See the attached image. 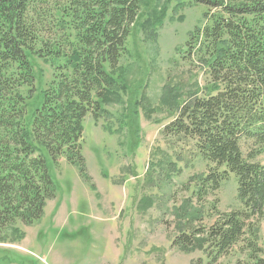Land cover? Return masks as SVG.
Here are the masks:
<instances>
[{
    "label": "trees",
    "instance_id": "1",
    "mask_svg": "<svg viewBox=\"0 0 264 264\" xmlns=\"http://www.w3.org/2000/svg\"><path fill=\"white\" fill-rule=\"evenodd\" d=\"M142 1L0 0L2 224L7 215L26 224L43 217L46 200L57 192L47 156L55 165L64 156L88 179L84 120L89 113L98 118L118 88L114 71ZM195 1L206 7L208 21L193 31L189 52L207 66L208 77L203 84L165 90L164 103L177 112L163 133L194 141L198 153L216 164L198 181L200 199L233 173L242 207L218 212L207 229H183L175 245L187 251L208 245L214 248L209 263H216L248 235L250 264H264L256 244L264 218V0ZM48 17L58 19L57 31L71 30L74 41L43 38ZM44 54L67 60V66L26 125L27 97L20 87L34 91L36 59Z\"/></svg>",
    "mask_w": 264,
    "mask_h": 264
},
{
    "label": "rangeland",
    "instance_id": "2",
    "mask_svg": "<svg viewBox=\"0 0 264 264\" xmlns=\"http://www.w3.org/2000/svg\"><path fill=\"white\" fill-rule=\"evenodd\" d=\"M206 11L195 0L142 1L127 52L114 71L118 88L102 104L98 118L89 113L84 120L88 179L64 156L58 165L47 156L56 196L46 200L43 217L32 224L11 222L13 215L2 224L0 216V264L255 262L248 235L216 263H209L214 248L208 245L205 251L175 245L183 229H207L218 212L242 207L233 173L219 190L200 199L198 181L216 171V164L198 153L194 141L163 133L177 112L164 103L165 90L203 84L208 77L207 66L188 45L193 31L207 23ZM58 22L48 17L41 36L73 42L71 30L57 31ZM64 34L70 38L60 37ZM67 62L45 54L36 59L34 91L20 87L27 97L26 125ZM249 148L243 145L244 151ZM256 240L264 259V218Z\"/></svg>",
    "mask_w": 264,
    "mask_h": 264
}]
</instances>
